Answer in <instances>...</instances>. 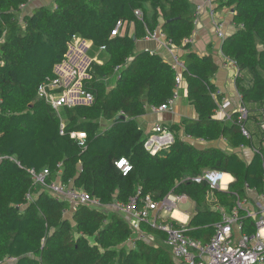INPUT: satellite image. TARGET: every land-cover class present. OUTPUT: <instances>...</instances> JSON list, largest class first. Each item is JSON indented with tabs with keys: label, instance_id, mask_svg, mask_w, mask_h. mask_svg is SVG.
I'll use <instances>...</instances> for the list:
<instances>
[{
	"label": "trees",
	"instance_id": "trees-1",
	"mask_svg": "<svg viewBox=\"0 0 264 264\" xmlns=\"http://www.w3.org/2000/svg\"><path fill=\"white\" fill-rule=\"evenodd\" d=\"M29 3L0 0V264H175L169 249L158 244L165 239L160 232L141 224V233L157 245L137 238L132 247L125 246L135 232L124 217L87 206L71 211L69 202L34 185L30 171L48 170L47 184L59 176L60 184L83 190L103 205L127 203L140 190L154 201L172 193L203 207L208 187L188 179L205 169L235 179L228 192H213L212 206L232 208L235 196L244 198L247 187L262 193L260 131L256 150L261 155L249 164L235 153L198 149L182 140L224 139L234 150L251 146L236 117L230 123L214 118L211 81L218 67L212 57L186 52L190 44L183 42L191 39L196 17L190 0H51L50 7L33 6L21 17ZM212 3L214 12L233 11L235 31L222 41L221 52L238 69L237 93L247 107V121L254 120L259 130L264 124V0ZM118 22L122 28L112 37ZM157 30L181 51V77L196 117L162 126L173 143L152 154L144 147L138 120L167 103L178 74L158 55L136 50V41ZM74 37L91 42L97 51L104 47V58L91 62L81 81L92 101L64 108L61 119L37 95L43 84L58 78L54 69L65 62ZM71 133L85 134L83 146ZM122 159L130 166L124 176L116 166ZM218 220V213L198 211L184 229L200 241L206 226ZM244 223V232H255L250 220Z\"/></svg>",
	"mask_w": 264,
	"mask_h": 264
},
{
	"label": "built area",
	"instance_id": "built-area-1",
	"mask_svg": "<svg viewBox=\"0 0 264 264\" xmlns=\"http://www.w3.org/2000/svg\"><path fill=\"white\" fill-rule=\"evenodd\" d=\"M31 1L33 0H29V2ZM207 2L214 34L222 41L225 38L222 25L214 19L212 1L208 0ZM200 9L201 7H198L195 23L198 22L197 15ZM135 15L139 17L141 13L136 11ZM120 28L121 22H118L111 32L112 37L118 35ZM146 38L159 42L161 46L165 47L172 54L173 69L177 72L179 68L183 69L182 62L173 52L175 47L159 31L151 34L148 33ZM188 42L190 43L191 41L185 40L183 44H187ZM82 76L76 70L71 71L67 75V78L70 77L72 82L66 89H64L65 79L63 78L47 81L39 88L38 97L48 103L60 118V113L64 108H71L79 104H89L92 101L91 95L81 90L80 81L83 80ZM77 78L78 82L76 81ZM175 84V91L167 103L157 108H150L151 113L156 114L170 112L172 110L177 98V88L181 84L179 75L175 78ZM58 89L64 90L62 92H56ZM218 94V92L212 94L214 100ZM229 107L230 102L227 100H223L221 104L219 102L217 103V111L223 112ZM247 119V109L240 106L236 111V123L240 127L242 136L245 139H250V134L245 127ZM259 131L264 134V124L259 125ZM153 132L162 134L164 130L161 126L157 125L154 127ZM71 138L76 139L80 146H83L85 134L71 133ZM149 142L147 141L144 147L153 154V150L151 149L152 145ZM243 148L244 146L239 147V149ZM255 154L260 153L258 150H255ZM261 159L263 161V189L259 197L260 202L251 208L247 197L240 198V196L236 195L232 208L227 210L215 206V209L219 213V220L213 224L212 234L205 244L188 236L185 229L183 227L179 228V225H177L172 217L173 211L184 202L185 196H177L170 193L162 200L154 201L150 196L143 197L141 191L137 190L136 195L129 198L127 203L114 201L112 204L103 205L98 199L83 190H77L72 186L67 187L60 184L59 176L55 182L47 184L46 179L49 176L48 170H43L40 173L30 171V173L34 185L48 190L57 199L69 202L71 211H74L78 206H87L90 209H96L105 213L118 214L129 222L134 232L138 234L137 238L142 240H145L146 237L139 230L141 224L160 232L165 236L164 245L169 249L175 264H264V157L262 155ZM116 166L122 171L123 176L130 171V166L126 160H120L116 163ZM58 175H60V172H58ZM224 177V174L220 172L204 171L201 176L188 180H192V182L197 184L204 183L209 189L207 195V198H209L215 191H229V186L232 182H224ZM27 199L32 201L33 195L28 194ZM245 219L250 220L251 226L255 230L254 233L249 234L244 232L243 229L247 225V223H244Z\"/></svg>",
	"mask_w": 264,
	"mask_h": 264
},
{
	"label": "crops",
	"instance_id": "crops-1",
	"mask_svg": "<svg viewBox=\"0 0 264 264\" xmlns=\"http://www.w3.org/2000/svg\"><path fill=\"white\" fill-rule=\"evenodd\" d=\"M33 1H34L33 3H35V1L37 3L41 0H33ZM190 1L191 3L194 4L195 15L197 13L198 7H201V9L197 15L198 22L194 24V32L190 39L191 42L189 43L190 48H188L186 52H194L199 56H211L214 63L217 65L218 71L213 77L211 82L215 86L214 93L218 92L219 96L217 95L215 99L216 101L212 96V94L214 93L211 94V97L216 105L218 102L221 104L223 100L229 101L230 107L223 112L217 111L216 109L214 111V118L223 121L224 123H230L234 119L233 117H236V111L240 108V106H243L247 109L245 104H243V102L241 101V97L237 93L235 86V80L239 74L238 69L235 66L234 62L227 60L222 55L221 45L223 40L222 41L219 40L214 34V29L210 21L211 17L208 10L209 7L207 2L208 0H190ZM211 1H215V0H211ZM31 4L32 2H30L27 6L22 7V9L27 7L28 11L27 12L23 11L21 17L27 14L29 15L30 11L33 8ZM39 5L42 4H37L34 6H39ZM216 6L217 5L213 3V7L215 8ZM146 10L150 11L149 7H146ZM214 19L222 25L225 38L231 35L232 33H234L235 28L232 24V14L230 9L227 8L217 9L214 12ZM129 32H130L129 34L132 36L131 27L129 28ZM146 37L143 40L136 41L135 43L136 50L138 52L149 51L151 54L158 55L165 63L172 66L173 65L172 54L165 47L161 46L159 42L148 40ZM74 38L72 40V43L69 44L68 46L69 55H67L68 54L67 52L66 60H65V61L68 60L67 63L63 62L61 65L56 66L54 69V72L58 76V78L65 79L64 89H66L68 85L69 86L71 85L72 79L70 77L67 78V75L71 71L76 70L79 72L80 75H83V73L85 74V71L91 62H96L99 64L102 61L101 60L102 57L104 58V55L100 58L95 57L93 61L89 56H85V53L87 55V52L89 50L88 47L87 50L84 47L85 43L87 42L89 44V47L93 46L92 43L89 41H84L80 38H75V39ZM193 44L194 46H192ZM103 50L104 49L101 48L100 51H98L99 52L98 56H101V52ZM173 52L175 55L178 56L179 59V55L181 53L180 49L175 47ZM182 70L183 69L179 68L177 72L178 73L177 75H179L181 78V84L177 88V98L174 102L172 110L170 112H161L156 114L151 113L149 110L144 116H142L138 120V127L143 133V138L145 139V143L147 141H150L149 144L151 143L152 145L151 149L153 150V154L159 151L162 147L164 146L166 147L167 145L173 143V135L169 131L165 129L162 134H156L153 132L155 126L159 125L161 127L162 126L170 127L173 125L180 124V122L184 119H191V118L193 119L196 117L193 107L190 106L186 98V86L183 83V79L181 77ZM76 81L78 82V78ZM81 81H80V85H81ZM64 89H62V91ZM60 118H61V113H60ZM253 121L254 120H248L246 125V130L248 131V133H250L251 146H244L243 149H239V147L235 150L230 149L227 145V142L224 139L207 143L204 141H192L189 139H185L183 136L182 140L189 141L190 143L194 144V146L198 149L220 148L223 151H226L227 153H235L243 162L249 164L255 155L258 139L261 138V134L260 132L258 133L259 130H257L258 128L255 127V123ZM204 171H209V170L208 169L203 170L199 176H201ZM224 176L225 178H227L228 181L234 183L235 179L231 175L224 173ZM244 193H245V197L249 199V205L251 208H253L256 203L260 202L259 197L261 193H258L255 189H249L247 187ZM210 200H213V193L210 195L209 198H206L207 203L204 204L203 207L199 208L192 200H190L185 196L184 202L181 203L179 207L190 204L192 207L191 211L181 212L178 210L179 207H177V209L173 211L172 217L176 221L177 225L187 229L190 220L197 215L198 211H211L213 213H218V211L215 209V206L210 205V203L208 202ZM175 212L179 213L182 217L180 218L174 217ZM212 226L213 224L210 226H206L207 228L209 227V230L206 233V236L199 238L200 243L203 242L202 244H205L209 240L210 235L212 234ZM144 235L152 245L154 246L157 245L156 239L153 238L154 240L153 239L151 240L148 238L146 234ZM137 237L138 234L134 233L130 241L125 246L132 247L134 240L137 239ZM130 242L132 243L130 244ZM158 244L164 245V241Z\"/></svg>",
	"mask_w": 264,
	"mask_h": 264
},
{
	"label": "rangeland",
	"instance_id": "rangeland-1",
	"mask_svg": "<svg viewBox=\"0 0 264 264\" xmlns=\"http://www.w3.org/2000/svg\"><path fill=\"white\" fill-rule=\"evenodd\" d=\"M32 2V6H34V5H37V4H42V5H45V6H51L52 5V3H51V0H41V1H39V2H37L36 3V1H35V3H33L34 1H31ZM27 12L28 11V8L27 7H25V8H23L22 9V12ZM232 14V13H231ZM213 27V26H212ZM192 46H194V44L192 45ZM84 47L86 48V50H87V47H88V52H87V55H86V53H85V56H89L93 61H94V58L95 57H101V56H98V51H97V49H94L93 48V46H91V47H89V44L86 42L85 43V45H84ZM98 58V59H99ZM68 61V60H67ZM67 61H65V63H67ZM86 78V75L83 73V76H82V79H85ZM180 94H181V92H180ZM104 126H106V123H103L102 124V127H104ZM251 201V200H250ZM179 207V206H178ZM191 209H192V207H191V205L190 204H187V205H185V206H180L179 208H178V210L179 211H181V212H185V211H191Z\"/></svg>",
	"mask_w": 264,
	"mask_h": 264
},
{
	"label": "bare ground",
	"instance_id": "bare-ground-1",
	"mask_svg": "<svg viewBox=\"0 0 264 264\" xmlns=\"http://www.w3.org/2000/svg\"><path fill=\"white\" fill-rule=\"evenodd\" d=\"M223 181L226 182V181H228V180H227V178L224 177V180H223ZM174 217H176V218H180V217H182V216H181L179 213L175 212V213H174Z\"/></svg>",
	"mask_w": 264,
	"mask_h": 264
},
{
	"label": "water",
	"instance_id": "water-1",
	"mask_svg": "<svg viewBox=\"0 0 264 264\" xmlns=\"http://www.w3.org/2000/svg\"><path fill=\"white\" fill-rule=\"evenodd\" d=\"M231 13H233V11L231 10ZM67 55H69V52H68V54ZM122 119H124L123 117H122Z\"/></svg>",
	"mask_w": 264,
	"mask_h": 264
}]
</instances>
